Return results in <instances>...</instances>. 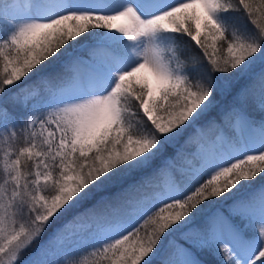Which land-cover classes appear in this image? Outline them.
Wrapping results in <instances>:
<instances>
[{
	"label": "snow or ice",
	"instance_id": "snow-or-ice-1",
	"mask_svg": "<svg viewBox=\"0 0 264 264\" xmlns=\"http://www.w3.org/2000/svg\"><path fill=\"white\" fill-rule=\"evenodd\" d=\"M203 254L264 264V0H0V264Z\"/></svg>",
	"mask_w": 264,
	"mask_h": 264
},
{
	"label": "trees",
	"instance_id": "trees-1",
	"mask_svg": "<svg viewBox=\"0 0 264 264\" xmlns=\"http://www.w3.org/2000/svg\"><path fill=\"white\" fill-rule=\"evenodd\" d=\"M181 44L184 46L186 54H191V53L195 52V49L193 48V46L191 44H189L186 39L181 40ZM73 51H79V49L74 46ZM58 67H59L58 65H56L54 67H49L48 69H45L42 74L47 75L48 72L54 71V70L58 69ZM32 79L34 80L35 77H32ZM27 80H28V78H26V82H27ZM243 84H244V81L241 80L240 81V86H242ZM230 102L231 101L229 99H226L223 96L219 97L217 99V101L215 102V106H214V108L212 110V113H210V115L218 113L220 110H222L223 108L227 107ZM254 114L259 116V112L258 111L254 112ZM207 118L208 117H205V119H207ZM203 122L204 121H201V123H203ZM169 151H171V149H169ZM107 194H108L107 192L98 193L96 198H98L99 195H107ZM179 238H180V234L178 233L175 236H173L171 239L178 240ZM202 259L205 261V264H214V258L212 256H210V255L203 254L202 255Z\"/></svg>",
	"mask_w": 264,
	"mask_h": 264
}]
</instances>
